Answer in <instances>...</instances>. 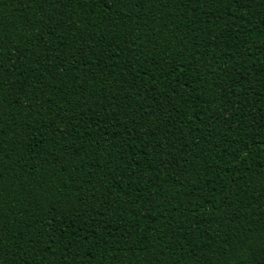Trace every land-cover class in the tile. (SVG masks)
Segmentation results:
<instances>
[{
	"label": "trees",
	"instance_id": "obj_1",
	"mask_svg": "<svg viewBox=\"0 0 264 264\" xmlns=\"http://www.w3.org/2000/svg\"><path fill=\"white\" fill-rule=\"evenodd\" d=\"M0 264H264V0H0Z\"/></svg>",
	"mask_w": 264,
	"mask_h": 264
}]
</instances>
